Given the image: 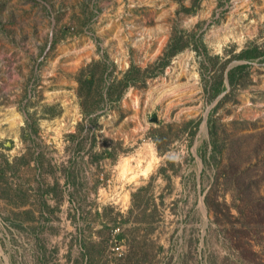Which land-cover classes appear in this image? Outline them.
Listing matches in <instances>:
<instances>
[{
	"label": "rangeland",
	"instance_id": "rangeland-1",
	"mask_svg": "<svg viewBox=\"0 0 264 264\" xmlns=\"http://www.w3.org/2000/svg\"><path fill=\"white\" fill-rule=\"evenodd\" d=\"M252 47L264 0H0V264H264L210 135L264 138Z\"/></svg>",
	"mask_w": 264,
	"mask_h": 264
},
{
	"label": "trees",
	"instance_id": "trees-1",
	"mask_svg": "<svg viewBox=\"0 0 264 264\" xmlns=\"http://www.w3.org/2000/svg\"><path fill=\"white\" fill-rule=\"evenodd\" d=\"M179 49L175 45H168L164 55L160 57L161 65L164 67L167 63L166 61L169 60L168 58L174 56ZM260 55H264V51L252 47L243 50L239 57L253 60ZM244 67L240 65L228 71L227 78L230 85L236 82L239 71ZM122 82H124V87L129 85L127 80ZM221 84L217 87L216 93L222 92ZM210 123L212 155L218 167L214 186L220 184L225 191H230V193L234 194L233 205L238 214L237 223L239 228L234 232V236H249L252 234V227H259L257 233H262L264 232V138L250 151L248 160L242 167L236 163V158H239L240 152L243 151L241 144L233 141L230 143L224 142L211 119ZM234 156H236L235 159ZM259 173L262 176L257 179L255 175ZM207 205L209 207V204Z\"/></svg>",
	"mask_w": 264,
	"mask_h": 264
},
{
	"label": "built area",
	"instance_id": "built-area-1",
	"mask_svg": "<svg viewBox=\"0 0 264 264\" xmlns=\"http://www.w3.org/2000/svg\"><path fill=\"white\" fill-rule=\"evenodd\" d=\"M117 250H119V248H117Z\"/></svg>",
	"mask_w": 264,
	"mask_h": 264
},
{
	"label": "bare ground",
	"instance_id": "bare-ground-1",
	"mask_svg": "<svg viewBox=\"0 0 264 264\" xmlns=\"http://www.w3.org/2000/svg\"><path fill=\"white\" fill-rule=\"evenodd\" d=\"M149 169V168H148Z\"/></svg>",
	"mask_w": 264,
	"mask_h": 264
}]
</instances>
